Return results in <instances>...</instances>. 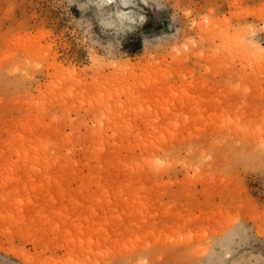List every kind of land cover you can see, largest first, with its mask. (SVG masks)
<instances>
[{"label": "rangeland", "instance_id": "rangeland-1", "mask_svg": "<svg viewBox=\"0 0 264 264\" xmlns=\"http://www.w3.org/2000/svg\"><path fill=\"white\" fill-rule=\"evenodd\" d=\"M134 1L0 0V264H261L264 0Z\"/></svg>", "mask_w": 264, "mask_h": 264}, {"label": "bare ground", "instance_id": "bare-ground-1", "mask_svg": "<svg viewBox=\"0 0 264 264\" xmlns=\"http://www.w3.org/2000/svg\"><path fill=\"white\" fill-rule=\"evenodd\" d=\"M115 1V3L118 5V7H119V9L120 10H122V11H124V10H128V9H130L132 6H138V4H136L135 3V1H134V3L133 4H130V5H128L126 2H125V0H121V2H120V0H114ZM254 47L256 48V50L259 52V54L261 55V51L262 50H264V48L263 47H261V46H259V45H254ZM110 121H112V120H110ZM115 121V120H114ZM108 123V122H107ZM112 123V122H111ZM117 124V123H116ZM110 125V124H109ZM111 126V125H110ZM114 126H116L117 127V125H114ZM119 126V125H118ZM112 128V127H111ZM24 139V138H23ZM33 147L37 150V152L38 153H40V151H41V146H40V143L38 142V143H36L35 145H33ZM100 147V146H99ZM101 148V147H100ZM100 150V149H99ZM44 153H46V154H44V156L46 157V159H51V157H50V155L47 153V152H44ZM29 154H28V148L27 147H24L22 150H20V152H19V156L20 157H27ZM39 158V157H38ZM37 158V159H38ZM59 157H57L56 158V160H55V163H54V165H46V167L45 168H48V169H52V167L54 166H60V164H59ZM42 167H43V165H41V163L39 162V160H37L36 161V165H35V167L31 170L32 172H36V174H38L37 172H40V170H42ZM44 168V170L46 171V169ZM58 168H60V167H58ZM44 171V172H45ZM49 173L50 172H48V174L46 173L45 174V176H47V175H49ZM35 174V178L38 176V175H36ZM51 174V173H50ZM31 175V174H30ZM39 176H40V173H39ZM38 176V177H39ZM50 176V175H49ZM48 176V178H51V177H49ZM46 178V177H45ZM31 179V178H30ZM33 180V179H32ZM35 180V179H34ZM51 181H52V179H50ZM49 180V181H50ZM61 180V179H60ZM33 183H34V181H33ZM55 183H57V182H55ZM36 184V183H35ZM135 249H136V247H135ZM125 251H126V249H125ZM121 253V252H120ZM122 253H124V252H122ZM125 253H127V251L125 252Z\"/></svg>", "mask_w": 264, "mask_h": 264}, {"label": "clouds", "instance_id": "clouds-1", "mask_svg": "<svg viewBox=\"0 0 264 264\" xmlns=\"http://www.w3.org/2000/svg\"><path fill=\"white\" fill-rule=\"evenodd\" d=\"M111 2H112V0H111ZM120 2H121V0H120ZM125 2L128 5H130V4H133L134 3V0H125ZM142 2L145 3V4H147L148 3V0H142ZM140 18L144 22V19H145L144 16L140 15ZM259 58L264 59V50L261 51V55H260ZM35 67L36 68H39L40 65L37 64V65H35ZM13 71H15V69H13ZM135 264H149V261H148V259L146 257H140V258H138L135 261ZM245 264H251V262H245ZM261 264H264V258H262Z\"/></svg>", "mask_w": 264, "mask_h": 264}]
</instances>
